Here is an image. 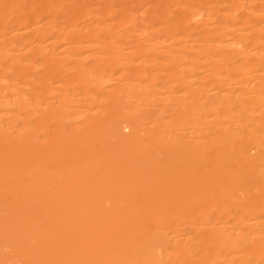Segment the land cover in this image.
Masks as SVG:
<instances>
[{
	"label": "bare ground",
	"instance_id": "1",
	"mask_svg": "<svg viewBox=\"0 0 264 264\" xmlns=\"http://www.w3.org/2000/svg\"><path fill=\"white\" fill-rule=\"evenodd\" d=\"M0 264H264V0H0Z\"/></svg>",
	"mask_w": 264,
	"mask_h": 264
}]
</instances>
